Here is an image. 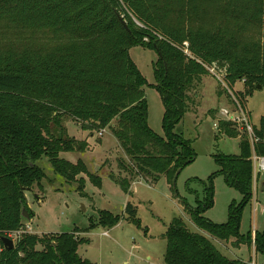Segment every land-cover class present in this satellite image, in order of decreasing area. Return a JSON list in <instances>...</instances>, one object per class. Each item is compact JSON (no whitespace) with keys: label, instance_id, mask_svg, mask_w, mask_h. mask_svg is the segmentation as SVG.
Wrapping results in <instances>:
<instances>
[{"label":"trees","instance_id":"obj_1","mask_svg":"<svg viewBox=\"0 0 264 264\" xmlns=\"http://www.w3.org/2000/svg\"><path fill=\"white\" fill-rule=\"evenodd\" d=\"M0 27L46 38L41 46H0V238L20 233L12 250L0 242V264H94L77 253L87 240L73 232L28 234L22 218L23 208L29 213L25 192L43 189L46 180L52 185L38 165L41 160L55 177L76 183L81 194V175L100 186V178L81 161L60 157L85 148L66 137L63 118L83 131H111L133 165H118L126 177L109 175L123 193H129L134 178L155 183L161 175L174 189L178 173L195 159L191 143L174 129L189 109L188 92L207 74L204 65L225 68L228 87L243 80L245 97L257 86L264 88V54L248 36L264 27V0H0ZM133 47L158 56L152 87L164 108L163 138L148 126V83L129 56ZM218 129L227 138H239V155L219 154L213 160L242 200L230 205L228 221L221 225L203 217L213 206L212 176L201 183L203 201L196 208L180 200L200 233L173 219L163 235V264H248L225 257L202 232L235 249L252 246L264 257V231L240 235L241 212L252 198L251 144L227 122ZM253 130L254 152L264 157V117ZM124 215L138 224L130 203ZM121 219L99 211L97 226L111 229Z\"/></svg>","mask_w":264,"mask_h":264},{"label":"rangeland","instance_id":"obj_2","mask_svg":"<svg viewBox=\"0 0 264 264\" xmlns=\"http://www.w3.org/2000/svg\"><path fill=\"white\" fill-rule=\"evenodd\" d=\"M248 36H252L259 43L264 54V27L260 30L253 29ZM143 42L147 44L146 39ZM45 43L46 38L42 33L0 27V46L22 48ZM129 56L148 83L144 87L148 105V126L153 133L163 138L164 108L159 94L152 87L155 84L152 68L158 56L154 51L141 47L131 48ZM204 66L207 67H203L207 74L188 92L191 100L189 109L174 129L176 135L191 143L195 153L194 161L178 173L174 189H171L166 177L161 175L155 183H145L140 178H134L129 193H123L109 180V175L126 177L118 165L122 162L133 165L111 131L105 129L102 136H99L97 133L83 131L79 124L65 117L63 127L66 137L84 143L85 148L80 152L63 153L60 157L72 164L81 161L89 174L100 178V186H94L86 175H81L84 179L81 194L76 183H66L55 177L50 164L41 160L38 165L52 185L47 184L46 180L42 182L43 189L35 187L32 192H25L30 213L29 221L23 219L26 232L38 237L73 232L80 240L88 241L78 247V255L94 264H163L166 251L163 235L173 219H181L190 231L200 233L180 200H184L188 207L196 208L203 201L201 183H206L211 176L213 206L203 217L216 225L225 224L228 221L230 205L240 204L242 198L218 174L219 169L213 156H236L240 151L239 138H227L220 134L218 125L225 122L220 111L227 109L237 115L229 93L231 91L233 96H238L240 102L243 100L250 124L258 127L260 119L264 117V88L245 97V82H237L232 87L224 83L228 88L226 89L217 76L209 71L208 66ZM238 132L242 135L239 130ZM263 182L264 173H261L258 175L256 190L254 193L252 191L251 200L241 212L240 235L244 237L264 231V192L260 191ZM127 203L136 207L138 224L124 215ZM99 211L119 215L122 219L115 227L104 229L97 226ZM103 233H107V236ZM202 234L228 259L248 264H264V257L255 254L252 246L243 244L235 249L205 232ZM11 240L13 243L16 241L15 238Z\"/></svg>","mask_w":264,"mask_h":264},{"label":"built area","instance_id":"obj_3","mask_svg":"<svg viewBox=\"0 0 264 264\" xmlns=\"http://www.w3.org/2000/svg\"><path fill=\"white\" fill-rule=\"evenodd\" d=\"M184 47H187L186 43H184ZM184 53L189 55L186 50H184ZM205 68H207V67H205ZM208 68H209V71L211 73H213L215 76H217V79H219V81H221L220 83L223 84V86H225L226 89H228L227 86L224 84V81L222 80L225 76V73H226L225 68H219L215 63H212L210 66H208ZM242 82H244V81L242 80ZM229 93H230L231 99L234 103V107H235V111L237 112V115H234L233 113H231L227 109H221L220 115L222 117H224L225 122L231 124V126L235 129H237V131L239 130L242 133V135H245L251 144L252 152H251L250 161L252 163V169H253V172H252V174H253L252 191L254 193V191L256 190V183L258 180V175L261 173H264V157L258 156L254 152L253 144L255 142H257V139L254 135L253 126L249 122L248 113L245 111V108L243 107L242 102H240L237 99V97H235V95L233 96V93H231V91H229ZM103 131L104 130H102L99 133V136H102ZM19 235H20L19 232L12 233V234H8L6 236V238H9V239L15 238V240H17ZM103 235L107 236V233H103Z\"/></svg>","mask_w":264,"mask_h":264},{"label":"water","instance_id":"obj_4","mask_svg":"<svg viewBox=\"0 0 264 264\" xmlns=\"http://www.w3.org/2000/svg\"><path fill=\"white\" fill-rule=\"evenodd\" d=\"M120 22L122 23V26L125 28L126 31L129 32V29L126 25V23L123 21V19L121 17H119ZM262 87L261 86H257V90H261ZM260 191L264 192V182L261 184L260 186ZM26 200V199H25ZM22 218L29 221L30 217L29 214L27 213V211L23 208L22 209ZM0 242L2 243V245L4 246V248L8 249V250H12L14 248V243L11 239L6 238V237H1L0 238Z\"/></svg>","mask_w":264,"mask_h":264}]
</instances>
